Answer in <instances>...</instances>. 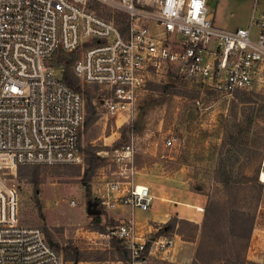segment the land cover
<instances>
[{
  "label": "built area",
  "instance_id": "obj_1",
  "mask_svg": "<svg viewBox=\"0 0 264 264\" xmlns=\"http://www.w3.org/2000/svg\"><path fill=\"white\" fill-rule=\"evenodd\" d=\"M252 2L248 24L227 28L212 21L208 0H0V264H63L40 226L19 221L16 188L3 176L17 165L84 161V97L62 78L55 52H76L72 70L98 85L108 113L132 118L149 74L164 68L231 94L264 72V10L255 13ZM176 141L169 134L165 145ZM112 154L93 199L128 215L108 235L127 250L126 264L169 258L174 235L139 233L135 224V208H148L154 195L137 177L133 134ZM257 179L264 184V146Z\"/></svg>",
  "mask_w": 264,
  "mask_h": 264
},
{
  "label": "rangeland",
  "instance_id": "obj_2",
  "mask_svg": "<svg viewBox=\"0 0 264 264\" xmlns=\"http://www.w3.org/2000/svg\"><path fill=\"white\" fill-rule=\"evenodd\" d=\"M153 2L136 0L147 6H152ZM210 5L215 9L214 1ZM252 9V0H225V3L219 0L214 22L219 23L220 14L228 28L246 26ZM255 9V13L264 10V0H259ZM170 78H174L175 85L165 90L163 86ZM80 83L82 88L90 86L81 80ZM145 85L132 118L108 113L100 100L94 99L96 117L88 123L84 121L80 129L82 163L17 165L3 174L6 182L16 188L19 221L45 228L58 243L55 247L62 255L63 264H120L111 245V239L116 237L108 235V230L117 221L111 212L123 217L128 215V210L121 211L117 207L109 211L98 206L97 223L93 214L87 213L86 203L89 197L94 198L92 187L99 178L101 167L108 165L114 148L132 133L137 177L150 185L154 195L148 208L134 210L138 232L157 235V229L172 215L178 218L191 216L193 219L190 220L201 223L208 202L218 200L223 203L227 198L228 191L219 182L215 168L225 122L234 112L245 140L233 164L239 186L234 188L236 203L255 214L243 264H264V185L259 194L255 179L264 146V72L253 88L235 90L231 94L218 93L166 68L150 73ZM99 92L102 91L97 89L96 93ZM245 98L248 101H242ZM169 134H175L177 141L166 146ZM92 149L104 158L90 177L91 194L87 196L81 177L87 166V152ZM243 173L246 174L244 178ZM33 178H37L36 183ZM70 199L75 200L74 205L68 203ZM111 218L116 221L109 223ZM168 233L179 242L183 239L175 231ZM192 241L196 246V240ZM67 244L81 250L82 258L77 263L63 254ZM208 264H221V261L213 258Z\"/></svg>",
  "mask_w": 264,
  "mask_h": 264
},
{
  "label": "trees",
  "instance_id": "obj_3",
  "mask_svg": "<svg viewBox=\"0 0 264 264\" xmlns=\"http://www.w3.org/2000/svg\"><path fill=\"white\" fill-rule=\"evenodd\" d=\"M75 57L76 52L66 53L59 49L53 55L52 61L53 64L59 68L62 78L71 87L82 93L86 108L84 121L88 123L96 117L94 99L100 100L102 92L96 93L97 89H99L97 84L83 81L74 73L72 70V63ZM173 79L170 78L169 81L164 84L163 87L165 90L171 89L175 85ZM80 80L90 86L82 88ZM193 82L206 86L201 82ZM244 143L245 140L241 136L240 122L236 121V114L231 112L229 118L225 122L218 152L219 156L215 168L219 182H221L222 187L228 191L227 198L223 203L218 200L208 202L205 206L201 223L185 217L178 218L176 215H172L160 225L157 231V233L175 231L183 239L196 240L194 254L189 264H208L213 258L221 261V264L244 263V252L248 246L255 219L254 212L245 210L237 205V195L234 192V188H238L239 186H237L238 179L234 176L233 164L238 159L239 151L243 149L241 144ZM103 158L104 157L97 153L95 149L87 152L85 158L87 166L81 177L87 196L91 194L90 177L94 173L97 164H99ZM242 175V178L246 177L245 173ZM256 178L257 174L255 176V179ZM32 181L36 183L37 178H33ZM263 185L264 184L257 179L256 187L259 194L263 189ZM93 218L98 223L99 215L93 214ZM115 221L116 220L111 218L109 223H114ZM101 228L102 230L105 229L103 226ZM44 232L49 242L57 246L58 243L45 228ZM111 245L117 252V260H119L120 264H126L129 260V256L121 241L117 238H112ZM62 252L66 259L74 263H77L82 258L81 250L72 244H67Z\"/></svg>",
  "mask_w": 264,
  "mask_h": 264
},
{
  "label": "crops",
  "instance_id": "obj_4",
  "mask_svg": "<svg viewBox=\"0 0 264 264\" xmlns=\"http://www.w3.org/2000/svg\"><path fill=\"white\" fill-rule=\"evenodd\" d=\"M214 1L215 2V9L213 8V6L210 5V2ZM219 2V0H208V5H209V16L212 18V21L214 22L215 16H216V5ZM225 3V0H224ZM223 6V5H222ZM221 6V7H222ZM218 22L219 23H215L217 25L220 26H227V23L223 20V16L218 14ZM243 26V25H240ZM237 27V26H235ZM235 27H231V28H235ZM228 28V27H227ZM140 180H142L140 177H138ZM143 181V180H142ZM185 204H189V203H185ZM193 206V204H191ZM195 208L200 207V206H194ZM126 208L123 209H119L121 211H124ZM110 211V210H109ZM113 218L119 217V214H114L113 212H111ZM185 218L188 219H193L191 216H183ZM150 230V229H148ZM176 240V238H175ZM177 241V240H176ZM174 241V243L176 242ZM177 246L172 247L171 251H170V256L169 258H162V257H158V256H154V255H150L147 259V263L146 264H180V263H186L189 264L192 260L193 254H194V250H195V241L192 240H184V239H180V242L177 241ZM194 243V245H193Z\"/></svg>",
  "mask_w": 264,
  "mask_h": 264
},
{
  "label": "water",
  "instance_id": "obj_5",
  "mask_svg": "<svg viewBox=\"0 0 264 264\" xmlns=\"http://www.w3.org/2000/svg\"><path fill=\"white\" fill-rule=\"evenodd\" d=\"M86 210L89 214H98L100 212V209L97 206V200L88 198L86 203Z\"/></svg>",
  "mask_w": 264,
  "mask_h": 264
}]
</instances>
